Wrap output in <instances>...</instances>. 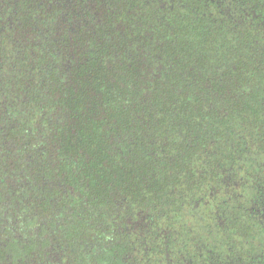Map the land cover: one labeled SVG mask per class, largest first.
<instances>
[{"label":"trees","instance_id":"trees-1","mask_svg":"<svg viewBox=\"0 0 264 264\" xmlns=\"http://www.w3.org/2000/svg\"><path fill=\"white\" fill-rule=\"evenodd\" d=\"M0 264H264V0H0Z\"/></svg>","mask_w":264,"mask_h":264}]
</instances>
